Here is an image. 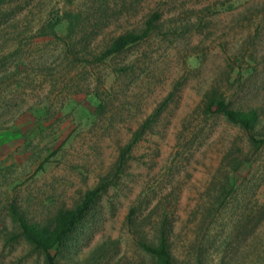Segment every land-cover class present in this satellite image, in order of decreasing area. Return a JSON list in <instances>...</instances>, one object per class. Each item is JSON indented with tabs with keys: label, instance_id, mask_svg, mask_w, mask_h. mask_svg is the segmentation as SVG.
<instances>
[{
	"label": "rangeland",
	"instance_id": "374dc122",
	"mask_svg": "<svg viewBox=\"0 0 264 264\" xmlns=\"http://www.w3.org/2000/svg\"><path fill=\"white\" fill-rule=\"evenodd\" d=\"M93 189L55 264H264V0L0 1V264Z\"/></svg>",
	"mask_w": 264,
	"mask_h": 264
},
{
	"label": "trees",
	"instance_id": "16d2710c",
	"mask_svg": "<svg viewBox=\"0 0 264 264\" xmlns=\"http://www.w3.org/2000/svg\"><path fill=\"white\" fill-rule=\"evenodd\" d=\"M1 1V0H0ZM158 18V14H153L146 22L145 27L140 31H130L118 35L113 38L110 44L102 52L101 57H107L114 53L122 51L128 45L142 39L152 29L154 22ZM216 104L215 112L222 113L230 120L238 123L244 127L253 125L256 119V113L252 110L233 111L227 107V103L215 95H211L208 100V107ZM98 189H93L86 193L82 202L75 206L73 209H68L57 213L53 219L52 226H39L36 224L28 225L22 223L25 238L34 245L35 248L41 249L45 252L48 264H55L54 258L50 253V249L60 244L68 235L73 226L81 219L90 203L93 201L98 193ZM147 250L154 258L155 264H175L168 247L164 242L159 243L157 246H147Z\"/></svg>",
	"mask_w": 264,
	"mask_h": 264
}]
</instances>
